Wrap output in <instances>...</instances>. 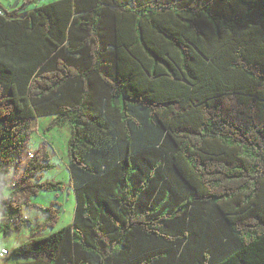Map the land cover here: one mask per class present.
Segmentation results:
<instances>
[{"label": "trees", "instance_id": "16d2710c", "mask_svg": "<svg viewBox=\"0 0 264 264\" xmlns=\"http://www.w3.org/2000/svg\"><path fill=\"white\" fill-rule=\"evenodd\" d=\"M27 1H25V5ZM0 8L4 232L47 212L2 264H264V0H60ZM69 125L70 182L24 159ZM47 162V163H46ZM74 192L72 223L41 192ZM7 210V212H5ZM0 231L2 228L0 226Z\"/></svg>", "mask_w": 264, "mask_h": 264}, {"label": "rangeland", "instance_id": "374dc122", "mask_svg": "<svg viewBox=\"0 0 264 264\" xmlns=\"http://www.w3.org/2000/svg\"><path fill=\"white\" fill-rule=\"evenodd\" d=\"M25 1L27 4L25 5ZM60 0H0V8L10 13L11 18H23L27 13L35 10L38 7H42L48 4L58 2ZM54 117H42L38 118L35 122V132L31 135L27 153L31 152L42 158L44 153L49 155L50 167L42 173V182H61V184L68 188L70 182V171L68 167L69 157H68V142L71 134V128L69 125H65L63 128H54L52 130L46 131L50 121ZM26 159V157L24 158ZM24 162V160H23ZM23 162H14L11 167L5 168V177L7 179V186L3 190H0V197L6 199L10 194L12 184L18 179L23 168ZM47 163V162H46ZM55 192H41L38 196L31 198V202L42 205L50 206V202L58 201L61 203L59 210L60 221L54 230L49 229L42 233V235H47L52 232L58 231L61 228L72 223L74 219L76 198L74 192L67 189L64 193L59 192L58 199ZM5 205L0 202V209L3 210ZM7 212V210H5ZM24 215L26 219L29 220L27 228L21 232L14 230L11 224V230L7 233L4 232L6 221L0 219V226L2 231H0V251L6 249L10 252V256L3 262H15L20 259L15 258L12 255L13 249L19 244L25 242L30 237L31 230L38 224L43 222L47 218V212H43L36 208H24Z\"/></svg>", "mask_w": 264, "mask_h": 264}, {"label": "built area", "instance_id": "2783aa9c", "mask_svg": "<svg viewBox=\"0 0 264 264\" xmlns=\"http://www.w3.org/2000/svg\"><path fill=\"white\" fill-rule=\"evenodd\" d=\"M34 157V153L28 152L26 154V160L28 159H32ZM15 185V183H14ZM10 256V252L7 251L6 249H2L0 251V262L4 261L5 259H7Z\"/></svg>", "mask_w": 264, "mask_h": 264}]
</instances>
